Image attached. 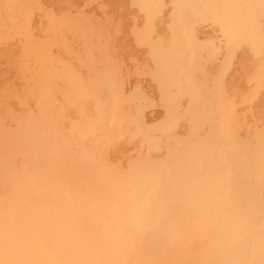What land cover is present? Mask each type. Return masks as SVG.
<instances>
[{
    "label": "bare ground",
    "instance_id": "obj_1",
    "mask_svg": "<svg viewBox=\"0 0 264 264\" xmlns=\"http://www.w3.org/2000/svg\"><path fill=\"white\" fill-rule=\"evenodd\" d=\"M263 190L264 0H0V264H264Z\"/></svg>",
    "mask_w": 264,
    "mask_h": 264
},
{
    "label": "rangeland",
    "instance_id": "obj_2",
    "mask_svg": "<svg viewBox=\"0 0 264 264\" xmlns=\"http://www.w3.org/2000/svg\"><path fill=\"white\" fill-rule=\"evenodd\" d=\"M187 99V101H186V109H188V111H187V114H188V117H189V122H190V120H191V122H192V120H193V115H195V114H193L192 112H191V102H190V100H189V98H186ZM191 122H190V124H191ZM204 133H206V132H204L203 131V133L202 134H204ZM251 159H252V156H249ZM251 159H248L247 158V160H250L251 161ZM224 181H225V179H224ZM225 189H227L226 187H225ZM263 192H264V190H263ZM263 192H261V195L263 196L264 195V193ZM264 197V196H263Z\"/></svg>",
    "mask_w": 264,
    "mask_h": 264
}]
</instances>
